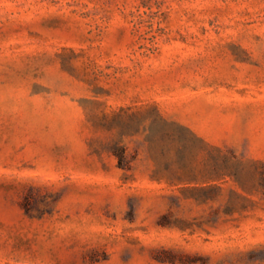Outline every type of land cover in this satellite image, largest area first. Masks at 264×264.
<instances>
[{
	"label": "rangeland",
	"instance_id": "374dc122",
	"mask_svg": "<svg viewBox=\"0 0 264 264\" xmlns=\"http://www.w3.org/2000/svg\"><path fill=\"white\" fill-rule=\"evenodd\" d=\"M0 264H264V0H0Z\"/></svg>",
	"mask_w": 264,
	"mask_h": 264
},
{
	"label": "trees",
	"instance_id": "16d2710c",
	"mask_svg": "<svg viewBox=\"0 0 264 264\" xmlns=\"http://www.w3.org/2000/svg\"><path fill=\"white\" fill-rule=\"evenodd\" d=\"M118 155H120V154H118Z\"/></svg>",
	"mask_w": 264,
	"mask_h": 264
}]
</instances>
